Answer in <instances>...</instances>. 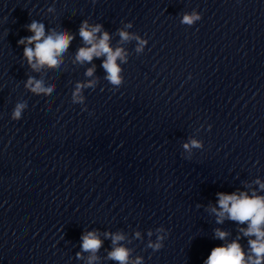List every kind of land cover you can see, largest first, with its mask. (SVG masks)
<instances>
[{"label": "clouds", "instance_id": "1", "mask_svg": "<svg viewBox=\"0 0 264 264\" xmlns=\"http://www.w3.org/2000/svg\"><path fill=\"white\" fill-rule=\"evenodd\" d=\"M54 9L50 7L49 12ZM201 14L192 11L191 13L183 14L181 24L192 26L197 21L201 20ZM131 22L125 23L124 27L117 30V35L121 42L131 40L137 41V52H142L147 41L139 35L128 32L126 29L131 28ZM27 29L32 33L31 36L24 37L18 41L19 45L24 46V57L26 58L29 67L34 71H39L44 66L48 68L58 67L62 63V56L68 50L75 36L67 29L56 31L50 29L46 35L45 26L43 23L32 20L27 25ZM79 36L82 38L85 47H80L75 56V60L81 64L91 63L94 58L104 57L102 68L107 73L105 79L110 85L117 89L123 83L122 68L117 63L120 60L122 63L127 62V53L122 47L113 49L110 46L111 36L109 32L103 30V25L100 23L89 24L88 20H84L79 28ZM95 67L87 69L85 75L92 77ZM96 81L89 80L86 83L78 82L74 92L72 93V101L75 104L84 103L82 90L84 88H94ZM24 87L36 96H50L54 91V85L45 86L44 81L29 77L25 82ZM28 105L26 101L17 102L12 110L11 119L20 121L24 111ZM211 126H209L210 128ZM203 142L197 139H191L183 143L182 148L185 152H191L193 148H202ZM254 183L264 190V182L257 178ZM218 208L210 206V211L215 214L216 222L222 224L224 220L230 219L240 225L247 224L246 228H239L238 235L235 240L230 243H225L214 247L203 264H264V196L258 195L255 190H252L251 195L245 191H237L231 194L217 193ZM158 233L155 242L149 240L147 247L153 251H158L164 247V240L168 236V231L163 227L156 229ZM152 235L151 231L148 233ZM229 233L219 228L215 229V238L221 241L226 240ZM243 237L248 239V250L245 251L239 243ZM106 237H110L113 248L108 253V259L119 262V264H143L142 257L131 259V249L120 244L125 239L122 233H105ZM137 239L140 238V233L136 232ZM254 237V238H253ZM81 252L76 254L77 259H83L82 253H89L87 264H94L99 259L97 252L102 246V241L99 239L96 231H90L81 237Z\"/></svg>", "mask_w": 264, "mask_h": 264}]
</instances>
